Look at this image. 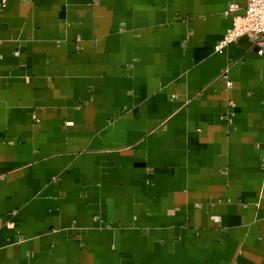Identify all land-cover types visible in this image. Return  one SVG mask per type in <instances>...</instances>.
<instances>
[{
    "label": "crops",
    "instance_id": "crops-1",
    "mask_svg": "<svg viewBox=\"0 0 264 264\" xmlns=\"http://www.w3.org/2000/svg\"><path fill=\"white\" fill-rule=\"evenodd\" d=\"M5 1L0 264H264L247 0Z\"/></svg>",
    "mask_w": 264,
    "mask_h": 264
},
{
    "label": "built area",
    "instance_id": "built-area-1",
    "mask_svg": "<svg viewBox=\"0 0 264 264\" xmlns=\"http://www.w3.org/2000/svg\"><path fill=\"white\" fill-rule=\"evenodd\" d=\"M5 5L6 1L2 0L0 6L3 8ZM237 10V5L231 4L226 11V15L229 16ZM244 36L251 39L260 38L264 40V0H247L245 14L242 17H233L232 27L218 43L216 50H222L228 45L236 43L239 38ZM259 54H262V50L259 51ZM223 77L227 79L225 72ZM226 84L227 87L231 86L229 81Z\"/></svg>",
    "mask_w": 264,
    "mask_h": 264
}]
</instances>
